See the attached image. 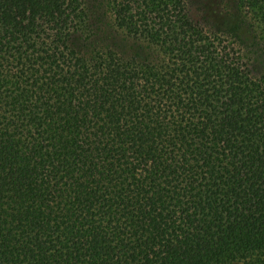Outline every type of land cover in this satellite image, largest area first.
<instances>
[{
	"label": "trees",
	"instance_id": "16d2710c",
	"mask_svg": "<svg viewBox=\"0 0 264 264\" xmlns=\"http://www.w3.org/2000/svg\"><path fill=\"white\" fill-rule=\"evenodd\" d=\"M233 3L249 49L104 0L140 55L86 0H0V264H264V0Z\"/></svg>",
	"mask_w": 264,
	"mask_h": 264
},
{
	"label": "rangeland",
	"instance_id": "374dc122",
	"mask_svg": "<svg viewBox=\"0 0 264 264\" xmlns=\"http://www.w3.org/2000/svg\"><path fill=\"white\" fill-rule=\"evenodd\" d=\"M190 14L197 22L201 23L207 29L224 30L233 27L234 32L247 47L251 48L256 41L254 33L242 22L240 16L234 7L233 0H185ZM87 6L92 13L99 19V31L106 32L99 34L98 37H104V42L112 45L117 50L124 53L137 52L140 55L142 48L122 34L109 30L107 21H110L109 15L104 13V0H86Z\"/></svg>",
	"mask_w": 264,
	"mask_h": 264
}]
</instances>
